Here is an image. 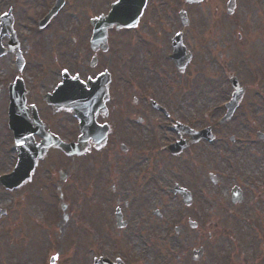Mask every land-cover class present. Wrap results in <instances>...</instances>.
I'll use <instances>...</instances> for the list:
<instances>
[{
    "label": "rangeland",
    "instance_id": "obj_1",
    "mask_svg": "<svg viewBox=\"0 0 264 264\" xmlns=\"http://www.w3.org/2000/svg\"><path fill=\"white\" fill-rule=\"evenodd\" d=\"M51 1L0 0V14L13 9L14 30L25 60L19 75L36 97L62 68L93 75L109 68L114 98L110 118L116 132L113 146L78 158L50 150L22 188L7 191L0 185V264H91L100 253L110 258L119 255L127 264H182L173 255L178 249L173 229L179 214L199 224L194 233L199 244L216 242L212 251L220 254L234 248L246 257L264 252V141L256 136L264 133V1L241 0L234 21L212 15L211 0L203 7H186L197 29L190 45L194 58L182 74L164 59L169 39L181 25L175 13H160L158 0H149L135 30L109 31V48L97 53V64L91 69L87 68L93 55L88 48V20L106 12L114 0H65L59 15L37 31L36 19L45 14ZM238 34L240 41L232 38ZM206 41L208 48H202ZM154 49L160 53L158 60ZM155 68L159 76L154 75ZM151 73L155 87L147 83ZM232 75L246 85L247 92L233 116L214 128L217 140L199 144L179 157L161 151L167 130L153 120L163 123L165 118L147 106V99L164 106L171 121L199 128L216 123L223 114ZM15 76L14 55L8 53L0 58V175L14 165L6 128V85ZM162 78L167 83L160 88ZM41 110L55 133L64 138L75 134L59 125L68 120L65 113L51 118L44 106ZM137 117L146 124H137ZM73 123L70 120L68 128L74 129ZM117 141L130 151L121 152ZM61 167L69 173L64 182L57 174ZM209 174L215 176V183ZM175 183L192 191L193 209H185L178 198L165 193ZM96 187L102 188L97 191ZM233 187L242 194L237 205L229 203ZM123 190H133L130 210H126L132 222L124 231L129 234L111 236L115 229L110 215L116 200L126 198ZM155 211L161 219L153 215ZM142 215L145 221L139 224ZM52 257L56 259L50 263Z\"/></svg>",
    "mask_w": 264,
    "mask_h": 264
},
{
    "label": "flooded vegetation",
    "instance_id": "obj_2",
    "mask_svg": "<svg viewBox=\"0 0 264 264\" xmlns=\"http://www.w3.org/2000/svg\"><path fill=\"white\" fill-rule=\"evenodd\" d=\"M180 1H182V0H180ZM240 1L241 0H234L233 6H232L231 10L229 11V10H227L229 0H211L210 6L212 7V9H211L212 15L216 16L218 14H221V16L224 18V20L234 21L233 17L236 14L235 11L237 10ZM188 7H191V6H188ZM191 24H192V21L188 22L187 25L182 30V40H183V44L185 45V47L186 46L190 47V45H192L191 40L194 39V38H192V36L195 37V34H196L197 27L196 26L192 27ZM189 30H191V31H189ZM187 34H190V37ZM201 34H203V32H201ZM232 38L238 39V41L242 39V37L239 34L237 36H232ZM201 47L202 48L203 47L208 48V41H206L205 43H201ZM193 58H194V56H193ZM50 83H51V80H49V84ZM29 98H33V95L31 92H28L27 100H29ZM46 108L48 110H51L50 106L46 107ZM59 125L64 129V131L68 130V123L62 122ZM50 129H51V127L49 125V130ZM110 136H109V138H110ZM169 136L174 137V139H177L179 137L186 138V135H184V134L181 135L179 132H175V131H171V130H170ZM171 141H173V140H171ZM107 144H109V142ZM193 145L194 144H190L185 150L191 149V147ZM106 151H107V148H106ZM107 152H109V151H107ZM179 199L181 201L180 203L182 205H184L182 203V200L180 197H179ZM191 199H193L192 193H191ZM126 205H128V204H126ZM188 206L192 207V203H190ZM128 220H130V219H128ZM187 229H189V228L187 227L186 223L184 224V222H182V223L180 222L179 227L176 229L175 243H176V247L178 248L176 259L178 260V262H182V264H264V256H263V258L262 257H256L255 260L253 261L251 259H246L245 258L246 256L242 255V253L236 249H233V251H231L230 254L227 252L228 250L222 251L220 254L217 251H212L216 242L210 243V244H206V243L199 244V237H195L194 233L187 232L188 231ZM197 229H198V227H196L195 229H192V230L196 231ZM182 232L184 235L186 232V236L182 237ZM207 237L211 238V234H208ZM214 256H216V257H214Z\"/></svg>",
    "mask_w": 264,
    "mask_h": 264
},
{
    "label": "water",
    "instance_id": "obj_3",
    "mask_svg": "<svg viewBox=\"0 0 264 264\" xmlns=\"http://www.w3.org/2000/svg\"><path fill=\"white\" fill-rule=\"evenodd\" d=\"M132 1L131 0H119L116 4L113 5L112 10L107 17L94 20L92 22V24L95 27H98L95 30V32H97V34H101V35L103 33V35H104V33H105L104 29L108 26L115 25L116 27H121V26H129V25L133 24L134 21L138 18L139 14L141 12V9L144 5L145 0H136L135 1L136 8L133 11H131V13L129 14V13H127V10L129 8V2L132 3ZM99 27H101V29ZM82 147H83V145H81L79 143V144L74 145V148H73V146L67 148V151L68 152H73V151L74 152H81ZM46 148H45V150H46ZM45 150L43 151L42 148H39V150L36 152V154L32 155L31 160L34 161L36 158L41 157L44 154ZM18 152L20 155V162L22 163L27 154L21 150H19ZM32 164H33V162H32ZM19 170H20V168L18 167L12 175H8L5 177V178L12 177L13 183H14V185H12V186H18L26 178L27 175L29 176V173L20 174V172H18ZM30 170H32L31 167L29 168L28 172ZM24 174H26L25 177H24ZM15 182H18V183L16 184ZM7 186L9 188L12 187L9 185H7Z\"/></svg>",
    "mask_w": 264,
    "mask_h": 264
},
{
    "label": "snow or ice",
    "instance_id": "obj_4",
    "mask_svg": "<svg viewBox=\"0 0 264 264\" xmlns=\"http://www.w3.org/2000/svg\"><path fill=\"white\" fill-rule=\"evenodd\" d=\"M97 19H99V18H97ZM177 35H179V33H177ZM53 259H56V257H54Z\"/></svg>",
    "mask_w": 264,
    "mask_h": 264
}]
</instances>
